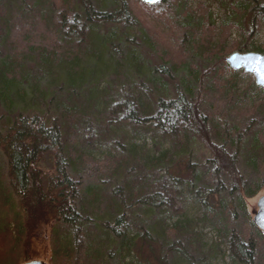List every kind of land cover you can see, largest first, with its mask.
Masks as SVG:
<instances>
[{
  "label": "trees",
  "instance_id": "16d2710c",
  "mask_svg": "<svg viewBox=\"0 0 264 264\" xmlns=\"http://www.w3.org/2000/svg\"><path fill=\"white\" fill-rule=\"evenodd\" d=\"M166 2L0 0V203L6 178L23 214L2 254L20 245L26 262L38 244L49 264H195L205 221L227 246L226 264H264V232L246 208L264 191V89L256 103L236 107V84L224 78L237 73L227 55L264 54V43L248 50L244 39L229 41L232 27L245 35L236 19L250 9L244 2H219L228 14L216 41L207 4L185 6L177 36ZM253 3L261 10L251 8L250 21L263 13L264 0ZM133 7L168 32L148 26ZM140 29L167 83L139 74ZM28 35L32 41L23 40ZM106 53L117 54L112 70ZM141 132L167 147L146 149L134 139ZM105 133L118 155L93 154ZM185 194L198 218L188 215Z\"/></svg>",
  "mask_w": 264,
  "mask_h": 264
},
{
  "label": "rangeland",
  "instance_id": "374dc122",
  "mask_svg": "<svg viewBox=\"0 0 264 264\" xmlns=\"http://www.w3.org/2000/svg\"><path fill=\"white\" fill-rule=\"evenodd\" d=\"M229 2L232 0H188L185 2L184 0H177L176 1V7L178 8V12L172 10V2L170 0H167V5L169 7H166L168 9V16L171 18L173 24V31L174 33L178 36L180 33L174 24L181 25V23L186 19L184 16V8L190 7L191 9H194L198 3L202 4H207L208 5V16L212 17V19L215 21V24L217 27H215V41L218 39L220 36L222 30L220 27V22L221 18L224 16V14H228L227 12L225 13L223 8L220 7L219 2ZM235 3L236 2H244L246 5H248L249 11H247L245 16L236 17L238 20V24L243 26V29L245 30V35L243 38L238 33V30L236 28H230V37L229 41H239L242 39V41L246 40V45L248 47V50L252 49L254 46H258L262 43H264V7H263V13L261 15H258V19H252L250 21L249 13L251 12V8L259 10L260 6L255 5L254 6V1L253 0H233ZM252 1V3H251ZM263 1V0H262ZM262 4V3H261ZM135 11L142 17L143 21H145L148 26L153 27L154 25L158 26V28H161L162 31L168 32L167 31V26L161 22L158 21L154 18H152L151 15L147 14L146 11L140 10L138 8H135ZM256 10V11H257ZM261 10V8H260ZM259 10V11H260ZM252 22V24H251ZM0 26H1V20H0ZM251 27V28H250ZM103 36L106 37V34H102ZM1 37L2 33L0 30V50H1ZM9 37V35H8ZM184 42L186 41L185 45L184 42V47L187 50H190V43L189 40L187 39V36L182 35ZM6 38V37H5ZM25 38H30V41L33 40V37L31 35L24 36L23 40ZM244 39V40H243ZM16 44L18 42L21 45V41H17L16 38L13 39V37H10V41H13ZM135 41L140 43V46L142 50H138V57H140V61L143 64L142 67V72L139 74L143 77L149 78L151 75L153 77H160L161 82L167 83V81L161 77V74H158L155 67L160 63V57L159 55L155 52V50L151 47L150 43L144 37V33L139 30V33L135 35ZM170 43H172L173 46H175V42L170 38L169 39ZM152 49H150V48ZM192 54L194 55H200V53H195L193 50H190ZM246 53V52H244ZM117 54L113 53H106L104 55V61L110 63V68L108 70H112L115 62L118 60V57L116 56ZM229 56V55H227ZM226 56V57H227ZM195 62L206 66V68L211 65V61L208 60H202L198 56H195ZM228 64V63H227ZM168 74L177 76V73L174 74L170 68H167ZM237 73H226L224 78L225 79H230L232 78L234 80V83L236 84V90H233V93L235 92V95L233 96L232 99V105L238 107V106H248L250 104L256 103L259 97L261 96L260 94V89L261 87L257 86L255 84V87L252 85V74L245 73L242 69L241 70H236ZM241 72H244L245 75H242ZM216 71L212 72L210 75H208V78L206 80L208 81L212 77H214L216 74ZM255 81V79H254ZM105 84V83H104ZM4 114V108L2 107L0 103V115ZM126 134L124 135L125 143H131V139L133 137V134L130 130L125 129ZM119 133V132H117ZM132 135V137H131ZM88 137V136H87ZM135 141L142 145L145 146L146 149L150 151H157L158 149H163L166 148L167 145L166 143L162 142L161 140L155 139L151 134H144V133H138L136 135ZM114 138L109 135V133H105V135L100 136L98 147L95 149L93 154L95 156L100 157L102 153H105L107 151H111L112 154H119V146L114 144ZM49 165V164H46ZM0 166L4 168V172L6 169V163L4 161L0 160ZM6 183H5V182ZM3 182V188L5 190V201L3 203H0V246L6 245L5 241V234L10 232L12 235V239L16 235L15 228H17V225L20 224L19 219L22 218L23 214L20 210L19 203L17 196L12 192L11 188L9 187V184L5 178ZM264 195V191H261L256 197L249 199L246 201V208L248 210V213L250 214L251 217H253V214L258 210L257 208V201L258 199ZM185 199V207L187 210V213L190 217L192 218H198L201 215L200 208L198 205L187 195L185 194L184 196ZM198 231V238L200 241V245L202 246L203 250V255H202V260H199L196 258L194 260V263L196 264H226L230 261L229 258V252L227 249L226 244L222 241L219 232L217 229L214 228L212 223L208 222H200L197 227ZM38 241H41V239H38ZM2 248V247H1ZM5 252L2 254L0 250V264H22L24 262V257L22 253V247L20 245H10L9 248H4ZM44 254V249L40 247V245L35 244L31 247V253L33 257H28V258H33V259H40V260H46V258H43ZM206 259V260H204ZM130 260V259H128ZM200 261V262H199ZM174 264V263H172ZM175 264H190L187 262V260H178L176 261Z\"/></svg>",
  "mask_w": 264,
  "mask_h": 264
},
{
  "label": "water",
  "instance_id": "95a60500",
  "mask_svg": "<svg viewBox=\"0 0 264 264\" xmlns=\"http://www.w3.org/2000/svg\"><path fill=\"white\" fill-rule=\"evenodd\" d=\"M147 5H154L163 0H141ZM261 61H264V54L256 52L240 53L234 52L226 57V62L234 70H243L245 73L252 74L255 79V84L264 89V81L257 71L254 69L261 66ZM258 210L253 214L252 220L255 226L264 232V195L257 201ZM22 264H49L45 260L31 259Z\"/></svg>",
  "mask_w": 264,
  "mask_h": 264
},
{
  "label": "snow or ice",
  "instance_id": "6c2138e0",
  "mask_svg": "<svg viewBox=\"0 0 264 264\" xmlns=\"http://www.w3.org/2000/svg\"><path fill=\"white\" fill-rule=\"evenodd\" d=\"M257 71L261 77V80L264 81V61H261V66L254 69Z\"/></svg>",
  "mask_w": 264,
  "mask_h": 264
}]
</instances>
